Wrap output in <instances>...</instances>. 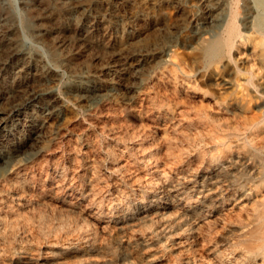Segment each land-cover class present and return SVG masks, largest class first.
Returning <instances> with one entry per match:
<instances>
[{
	"label": "bare ground",
	"instance_id": "bare-ground-1",
	"mask_svg": "<svg viewBox=\"0 0 264 264\" xmlns=\"http://www.w3.org/2000/svg\"><path fill=\"white\" fill-rule=\"evenodd\" d=\"M258 3L264 6V0ZM230 10L224 12L214 37L202 47L203 56L214 67L228 66L225 53L238 39H245L235 29L236 25H231ZM243 20L241 25L246 31H259L261 37L264 36V18L256 23V17L248 15ZM261 43L259 46L263 49ZM173 60L164 62L165 66L158 63L163 67L158 70L155 67L153 74L150 72L151 77L132 103L136 109L132 110L133 118L140 123L141 130L124 128L123 133L121 127H115L114 112H97V109L91 112L94 115L87 129L74 131L76 145L66 157L51 158L50 173L43 176L42 171L31 174L25 169L10 172L13 160L8 158L2 162L9 175L0 184V192L11 196L9 203L0 207V264H264V111L252 112V107L249 108L253 98L264 99V76L259 77L261 83H257L259 81L250 73L243 80L246 87L249 86L245 88V95L216 96L200 88L202 85L199 87L197 80L192 79L193 73L180 61ZM235 81L233 84L224 82L225 90L233 91L235 84H239ZM82 89L85 94L89 91ZM258 89L263 93L259 94ZM154 91L161 92L166 100L156 102L151 96ZM144 127L152 129L154 135H147ZM92 136L108 141L103 150L110 163L103 173L98 170L101 155ZM44 163H48L47 159ZM39 181L46 184L42 187L48 188L51 194L63 192L66 203L62 201V205L68 210L77 209L85 217L88 223L81 221L80 230L89 228V223L99 227L102 235L98 244L86 231L73 235L67 229L65 233L53 235L41 226L40 229L33 227L26 205H13V201L20 199L17 192L23 184ZM31 188L29 193L37 197L36 203L42 206L47 197L44 189L36 191L34 184ZM82 200L87 201L86 204H78ZM125 201L129 205L124 207ZM92 205H97L95 211H90ZM39 210L43 209L39 207ZM139 222L144 223L143 228L138 226ZM137 233L140 237H133ZM117 253H120L118 259L111 256Z\"/></svg>",
	"mask_w": 264,
	"mask_h": 264
},
{
	"label": "rangeland",
	"instance_id": "rangeland-1",
	"mask_svg": "<svg viewBox=\"0 0 264 264\" xmlns=\"http://www.w3.org/2000/svg\"><path fill=\"white\" fill-rule=\"evenodd\" d=\"M250 1L0 0V98L2 99H0V174L3 175L4 173L3 176L0 175V184L4 183L8 178L6 176L9 175L6 166L2 165L3 161L9 160L8 158L14 162V168L12 167L10 172L25 169L31 174H39L42 171L43 176L44 173H50L52 159L66 157V154L76 145L74 131H79L81 128L87 129L94 115L91 112H95L97 109V112L104 111L103 113H106L108 110L114 112L117 116V119L114 121L115 127H121L123 133L124 128L133 127L141 130L140 123L133 118V111L136 109L134 108V104L132 106V103L137 98L138 92L145 87L146 82H148L147 80L156 71V68L158 67V70L165 66L164 62L166 61L171 62L174 61L173 59L176 60L178 58L177 60L190 71V74L193 73L191 74L192 79L194 81L197 80V85L199 87L202 85L200 88L214 93L216 96L245 95L246 89H249V86L246 87L247 85L244 84L243 80L248 78L249 74L252 73L255 76L254 80L257 79L259 81L257 83H261L259 79L264 76V36L261 37L259 31V33H252L249 29L246 31L241 25L244 22V17L248 15L256 17V23L264 18V6L260 5L258 0ZM254 3L256 4L252 5ZM229 8L231 9L229 11L230 19L232 20H230L231 25L233 27L236 25L235 29L245 39H238L225 53L228 66L216 65L214 67L203 56L202 47L206 41L214 37L216 26L220 22L224 12L227 9L229 10ZM193 18H196V20ZM255 30H257V26ZM261 41L263 42L261 43L263 49L259 46V42ZM250 42L251 44L253 43V46ZM164 53L167 57L164 56ZM40 61L42 62L40 63ZM235 80H238L237 83H239L235 84V87L238 85L236 87L238 88L241 85L240 88L235 89L234 87L233 91H231L232 89L226 91L225 86H223L224 82L232 81L231 84H233L236 83ZM220 84L222 87L219 86ZM253 84L255 83L253 82ZM82 88H88L90 92L88 91L85 94ZM258 92L261 94L263 90L258 89ZM151 96L155 97L156 102L164 100V95L161 92L154 91L151 93ZM132 98L134 99L132 100ZM18 104L21 105L18 106ZM258 104L259 106H257ZM44 105L47 106L45 107ZM249 106V108L252 107V112L261 113L264 111V99L253 98ZM148 128L144 127L146 134L153 136L154 131ZM92 139L97 143V147L99 146L101 161L98 170L103 173L110 163L109 157L105 156L106 154L103 150L108 141L100 136H92ZM15 152L18 154V157ZM45 154L49 155L48 158ZM46 159L48 161L47 164L44 163ZM37 165L38 167H36ZM41 167L42 169L40 170L39 168ZM1 177L4 178L2 179ZM33 184L36 191L43 190L42 186L46 185L40 181L28 184L29 186L23 184V188H19V192H17L21 197L20 199H16V201L14 199L13 205L21 203L26 205L25 207L29 210L31 209L30 212L26 208L28 210L27 213H30L29 220L34 228L41 226V229L50 230L51 234L53 232V235H55V232L58 235L65 233L68 231L67 229L73 232V235L86 231L85 233L89 234L96 244L99 243V238L102 235L99 227L89 223V228L86 227L87 229L80 230L81 221L88 222L85 221V217L80 215L77 209L68 210L65 205H62L66 203L63 200V192L51 194L48 188H45L43 193H46L47 197L43 200L44 204L41 206L38 205V202L36 203L37 197L31 195L28 191L32 189ZM0 196V207H4L9 203L11 194L0 192ZM86 202L82 200L78 204H86ZM73 203L76 202L73 201ZM126 205H129L128 201H125L124 207ZM39 207L43 210H39ZM96 208L97 205H92L90 211H95ZM103 211H106L104 207ZM35 214H37V217ZM105 217L107 218V216ZM138 224L140 228H143L144 223L139 222ZM134 235L133 237L135 238L140 237V233ZM111 256L118 259L120 253L112 254Z\"/></svg>",
	"mask_w": 264,
	"mask_h": 264
}]
</instances>
